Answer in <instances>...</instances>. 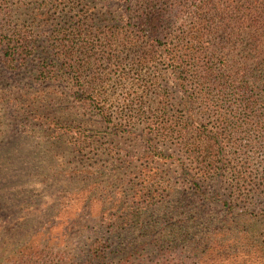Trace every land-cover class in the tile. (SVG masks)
<instances>
[{"label": "trees", "instance_id": "16d2710c", "mask_svg": "<svg viewBox=\"0 0 264 264\" xmlns=\"http://www.w3.org/2000/svg\"><path fill=\"white\" fill-rule=\"evenodd\" d=\"M36 1L0 0V83L31 69L34 82L114 133L145 125L146 151L128 178L111 176L113 163L70 170L80 185L65 186L44 225L21 216L32 228L6 264H264V0H119L120 18L95 0ZM40 18L50 29L37 56ZM37 86L33 105L48 100ZM46 123L83 158L98 157L86 148L90 129ZM164 162L185 188L160 172ZM115 176L126 182L119 190L110 189ZM72 202L63 217L58 209ZM61 225L65 249L59 234L42 232Z\"/></svg>", "mask_w": 264, "mask_h": 264}, {"label": "rangeland", "instance_id": "374dc122", "mask_svg": "<svg viewBox=\"0 0 264 264\" xmlns=\"http://www.w3.org/2000/svg\"><path fill=\"white\" fill-rule=\"evenodd\" d=\"M95 1L97 9L109 10L116 18H120L124 11L119 0ZM28 3L31 8H38L36 0H28ZM49 29L48 23L40 18L37 26V33H39L37 56L40 55L43 48L48 47L46 36L49 34ZM5 75H2L0 70V79ZM34 80V71L28 69L13 80L4 79L1 82L4 84L0 83V97L1 95L6 96L2 101L4 117L0 119V264L7 263L11 250L18 242H22L25 231L32 228L20 220L24 213L30 212L31 215H35L34 221L38 226L44 225L53 218L56 199L61 198L65 186L71 184L68 175L70 170L75 168L79 170L86 166L92 168L96 166L93 164L109 165L113 163L114 173L110 175L113 176L118 172L117 175H120L121 178H128L142 164L141 158L146 151L145 142L141 136L145 127L142 123H138L134 128L135 133H114L112 125L102 121L95 113L80 108L73 102L61 99L52 93L51 87H46L47 85L41 84L43 82L39 80L34 82ZM6 83L11 84L7 91L3 87ZM37 84H40L41 88L45 87L48 100L33 105L32 95L30 99L28 94H33L39 89ZM54 85L56 87L60 85V89L65 87L63 83ZM37 112L45 117L34 118V114ZM54 117L60 121L72 122L75 124L74 126L80 124L84 128L90 129L88 133L90 136L85 142L86 148L89 154H95L98 157L92 160H89L88 157L83 158V155L71 147L73 146L69 143L71 136L68 134H63L60 138L55 137L46 123ZM88 144L90 145L88 146ZM110 148H113L112 150L115 152L114 160H110V156H108ZM97 149H100L101 155H97ZM95 160L96 163H93ZM160 172L173 176L176 188H185V181L180 177L176 164L164 162L160 164ZM79 177H73L74 183L70 187L80 185ZM125 183L124 180L118 184L116 176L109 180L112 190H119L118 185L121 186ZM212 188L213 186L210 185L209 190ZM220 189L228 194L226 183L221 184ZM80 196L78 195L72 200L81 202ZM261 200L262 198L258 197L257 204H260ZM193 202H195L194 206L199 204L196 198H193ZM77 207L72 202L69 207L65 206L58 210L63 217H66ZM219 210V207L214 205L210 209L208 208L206 216L216 215ZM237 210L240 212L243 209L237 207ZM63 227L64 225H61L56 229L51 228L49 231L43 230L42 232L51 234L52 237L59 234L57 248L65 249L64 243L67 238L62 234ZM41 237L38 235L37 239L39 240ZM73 242L74 246L80 243ZM54 246L57 250L56 245Z\"/></svg>", "mask_w": 264, "mask_h": 264}]
</instances>
